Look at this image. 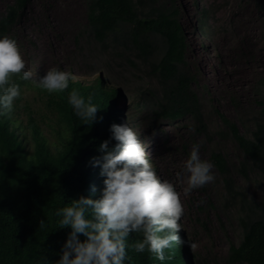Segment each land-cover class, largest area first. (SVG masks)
<instances>
[{
    "label": "trees",
    "instance_id": "obj_1",
    "mask_svg": "<svg viewBox=\"0 0 264 264\" xmlns=\"http://www.w3.org/2000/svg\"><path fill=\"white\" fill-rule=\"evenodd\" d=\"M29 1L6 4L0 35L18 41L13 31ZM170 3L87 0V36L156 79L157 87L140 88L133 103L136 110L151 112L149 125L191 118L198 132L208 135L186 62L185 27ZM206 23L200 16L199 26ZM31 84L0 58V264H190L176 247L183 235L169 217L173 198L156 190L134 151L122 89L103 76L87 83L54 74L44 89L34 83L48 114L40 121L27 107L31 143L14 118L23 90L31 88L25 85ZM220 117L245 156L243 174L251 162L261 164L264 175V107L251 138L225 114ZM209 159L235 198L239 193L226 156L212 150ZM157 195L162 199H154ZM240 196L242 237L231 243L227 260L264 264V200Z\"/></svg>",
    "mask_w": 264,
    "mask_h": 264
},
{
    "label": "rangeland",
    "instance_id": "obj_2",
    "mask_svg": "<svg viewBox=\"0 0 264 264\" xmlns=\"http://www.w3.org/2000/svg\"><path fill=\"white\" fill-rule=\"evenodd\" d=\"M165 1L179 9L185 27L186 62L196 79L193 88L203 103L208 135L199 133L191 118L149 125L151 112L136 110L133 103L140 88L157 87V81L144 68L134 67L131 59L89 41L87 0H30L20 27L13 32L28 45L21 51L24 71L35 81L63 72L87 83L103 76L122 89L120 103L134 151L157 190L168 191L173 198L174 224L185 241L177 238L176 247L190 258L186 263L230 264V245L242 237L240 193L263 201L264 175L261 164L251 162L247 175L243 174L245 156L220 113L237 123L244 135L253 136L264 107V0ZM10 2L0 0V12ZM202 15L205 26H199ZM45 100L28 88L15 111L16 125L28 142L32 143L27 107L42 121V115L48 114ZM212 150H220L230 163L239 193L235 198L209 159Z\"/></svg>",
    "mask_w": 264,
    "mask_h": 264
},
{
    "label": "clouds",
    "instance_id": "obj_3",
    "mask_svg": "<svg viewBox=\"0 0 264 264\" xmlns=\"http://www.w3.org/2000/svg\"><path fill=\"white\" fill-rule=\"evenodd\" d=\"M5 41H8V43H4ZM26 48H28V45H26L24 42H21L19 39H18V41H16V40H13L10 35H0V58H2V59L7 58L8 59L10 67L12 68L14 74L17 77H21V78L26 79V80H28V81H30L32 83L31 85H25V86L31 87V88H33L35 90L33 84L34 83H40L41 87L44 89V87H46L47 85L51 84V82L53 81V75L54 74H49L48 73L46 78L44 80H42V81H35L33 79V77H31L28 74H26L25 71H24L25 67H24V62H23V59L25 57L21 54V51L23 49H26ZM55 74H58V73H55ZM60 75L63 76V72L60 73ZM67 75H71V74L67 73L63 77H66ZM26 89H28V88H26ZM25 90H23V92H25ZM23 97H24V95H23ZM151 178H152V182L155 185V180H154L152 175H151ZM155 188L157 190V186L156 185H155ZM157 191L162 192V191H165V190H157ZM157 196H158L157 201L159 199H162L161 195H157ZM172 204H173V202H169L168 213H169V217H171V214L173 215V217H174L173 221H174V219H175L174 213H176V211L173 210V206L174 205L172 206ZM179 231H180V229H179ZM181 234H182V232H181Z\"/></svg>",
    "mask_w": 264,
    "mask_h": 264
}]
</instances>
